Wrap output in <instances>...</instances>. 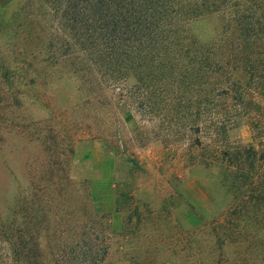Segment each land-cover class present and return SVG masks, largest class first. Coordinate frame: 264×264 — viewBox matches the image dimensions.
Masks as SVG:
<instances>
[{
	"label": "rangeland",
	"instance_id": "374dc122",
	"mask_svg": "<svg viewBox=\"0 0 264 264\" xmlns=\"http://www.w3.org/2000/svg\"><path fill=\"white\" fill-rule=\"evenodd\" d=\"M40 1L0 0V264H67L100 232L104 264L195 263L199 217L210 223L231 198L218 169L197 164L195 132L167 119L175 93L158 89L149 115L145 79L85 73L97 41H71ZM190 31L222 40L219 16ZM251 138L245 122L229 132Z\"/></svg>",
	"mask_w": 264,
	"mask_h": 264
},
{
	"label": "trees",
	"instance_id": "16d2710c",
	"mask_svg": "<svg viewBox=\"0 0 264 264\" xmlns=\"http://www.w3.org/2000/svg\"><path fill=\"white\" fill-rule=\"evenodd\" d=\"M45 1L67 20L71 41H97V57L79 63L85 73L135 77L138 85L145 79L149 115L157 90L171 88L178 104L167 119L174 112L195 132L198 165L218 169L231 200L210 223L199 217L194 234L202 248L193 264L264 258V0ZM213 16L221 19L222 40L203 44L190 26ZM241 122L252 133L249 143L229 139ZM93 236L67 264L105 263L110 237Z\"/></svg>",
	"mask_w": 264,
	"mask_h": 264
},
{
	"label": "crops",
	"instance_id": "0c3cea01",
	"mask_svg": "<svg viewBox=\"0 0 264 264\" xmlns=\"http://www.w3.org/2000/svg\"><path fill=\"white\" fill-rule=\"evenodd\" d=\"M208 199H209V198H207V200H208ZM208 204H210L209 200H208V202H206L205 205H208ZM205 205H204L203 207H205Z\"/></svg>",
	"mask_w": 264,
	"mask_h": 264
}]
</instances>
